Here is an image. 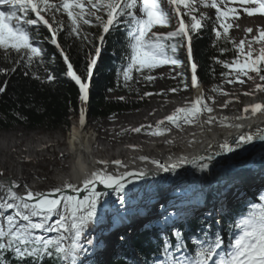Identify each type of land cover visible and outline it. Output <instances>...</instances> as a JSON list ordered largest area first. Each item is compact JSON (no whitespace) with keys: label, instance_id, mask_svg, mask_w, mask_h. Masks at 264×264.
Wrapping results in <instances>:
<instances>
[{"label":"snow or ice","instance_id":"snow-or-ice-1","mask_svg":"<svg viewBox=\"0 0 264 264\" xmlns=\"http://www.w3.org/2000/svg\"><path fill=\"white\" fill-rule=\"evenodd\" d=\"M167 5L165 7L164 5ZM211 8L215 10V21L212 31L217 41L223 39L233 43L236 50L231 61L215 59V63L221 64L228 71L221 72V76L229 84L239 83L244 85L252 81L255 85L251 91L264 93V29H257L254 33L252 28L245 31L252 34L250 39H242L238 44L229 37V30L233 27L230 22L233 18L239 19L242 9L249 17L259 15L264 17V0H0V51L5 57L15 53L19 59L17 65L25 67L39 60L43 62V49L39 46L33 35L34 29L41 25L51 33L49 42L56 46L60 56L67 65L66 75L79 86L82 102L88 100L89 84L82 81L81 77L73 69L69 57L57 43V32L63 30V23L55 20L58 12L67 15L69 35L87 39L88 33H83V26L99 27L102 29L97 39L102 45L105 34L111 29L123 25L126 39V64L118 71V79L122 76L127 84L134 79L132 73H139L144 80L153 81L156 77L150 73L165 65L179 67L183 61L177 58L176 53L180 48H185L187 60L191 70V86L199 87L197 65L193 61L191 41L192 36L204 27V21L210 19L208 14L199 13L198 8ZM46 16L52 18V23ZM188 17V22L184 17ZM34 17V18H33ZM175 20V27L167 32L159 29L169 28ZM219 25V29L216 25ZM55 25V26H54ZM238 26V25H237ZM83 33V35H82ZM47 39V38H46ZM255 46H258V51ZM221 53L229 51L227 48L220 49ZM101 47L95 46L96 56L89 57L87 73L91 78L93 67L96 65V57L100 55ZM15 71L14 67L11 69ZM0 71H7L0 69ZM27 75V72L25 73ZM177 75H182L177 73ZM40 79L39 76L35 77ZM175 79V77H172ZM48 81H53L54 76L48 74ZM184 89L188 85L182 80ZM5 87H0V93ZM111 91V89H110ZM177 92V88L170 89ZM213 93L227 96L219 85H213L210 89ZM145 96L152 93H144ZM119 99H124L120 97ZM213 97H205L203 91L198 96L186 103L183 107H177L171 114L152 125L147 134L151 136H163L170 128L164 126L165 122L175 127L182 124H195L200 122L203 114L207 118L202 124L216 122V116L212 115L214 108L207 102ZM231 101H225L221 107H227ZM251 110L252 114L264 112V104L255 103L243 108L244 113ZM245 116L234 117L236 120L245 119ZM228 117H223L227 121ZM85 123V113L81 109L80 125ZM224 127L241 128V124L223 123ZM144 125L133 128V132H141ZM264 141V130L257 127L254 132H245L235 140V148L227 142L220 145L224 152H234L243 145L252 144L254 141ZM169 143L171 141H168ZM139 160L147 161L149 157L139 156ZM199 160L211 161L212 157H199ZM96 164L103 165L89 171L88 161L84 160L80 167L83 177L79 181L81 186L64 181L61 186L53 188L50 192H33L26 190L24 195H18L15 189L19 185L14 181L8 185L0 184V191L4 195L0 197V210L4 212L0 218V264H4L6 257L4 252H10L17 258V264H43L45 259L52 264H82V257H86L95 248L93 238L87 237V230L94 224H99L103 216L98 212V204L106 195L97 191L99 183L107 189L117 193H123L126 183H132V177L143 179L148 173L144 170L139 172L125 171L113 173L108 170L109 163L119 167H125L119 159L96 160ZM157 168L164 172L174 170L178 165H161L157 160H151ZM197 167L203 171L208 169V163H200ZM2 175V173H0ZM65 190L72 193L86 192V195H67ZM126 203L121 200V206ZM8 210H11L9 213ZM210 216L211 213L206 214ZM175 213L164 216L167 225L169 219ZM36 218V219H34ZM201 236H193L189 241L185 240L184 234L174 226L164 236L157 248L156 258L151 264H264V194L259 196V202H248L247 210L234 219L229 228L233 230V238L225 244L221 233L209 232L211 225L202 221ZM43 233V234H37ZM54 234V235H48Z\"/></svg>","mask_w":264,"mask_h":264},{"label":"bare ground","instance_id":"bare-ground-1","mask_svg":"<svg viewBox=\"0 0 264 264\" xmlns=\"http://www.w3.org/2000/svg\"><path fill=\"white\" fill-rule=\"evenodd\" d=\"M240 15L248 17L244 12H240ZM240 19L241 18L235 19L234 23L233 29L235 31V43H239V41L242 39L251 38L252 34L245 31L247 28H245L243 22L247 24L248 28H252L253 32L257 29H261V27L264 29V25L260 23H250L251 19L248 22L242 21ZM255 47L258 51V46ZM256 82L264 83L258 80ZM254 87V83L247 80L244 85H223V90L229 93V95H220L219 98H217L216 101H219L218 107H221L225 101L230 99L240 100V107H244L242 105L243 102L250 99L257 103H261V101L259 102L258 98L264 97V93L253 92L247 96L243 95L244 92L251 91L254 89ZM200 92L201 90L194 88V95H192V98L194 99L200 94ZM186 99L187 98L185 97H178L177 99L166 103H151L149 107L140 110L139 113L135 115L121 118V120L115 119L110 123H107V125L103 126L100 130V136L98 135L96 138H92L93 136L91 134L89 135L85 133V127L81 126L80 124L77 123L76 125L72 126L67 144L68 154L71 156L68 172L55 181V187L61 186L64 181L77 184L78 187L81 186L79 181L83 177V172L81 171L80 165L84 160L88 161V170L91 171L93 168L103 167V165L96 164V160H107L111 162L112 160L119 159L123 162L125 167H119L109 163V166L112 167H108L109 171L113 173H122L125 171L139 172L140 170H144L148 173V175H146L143 179L132 177L131 179L133 182L130 184L126 183V188L123 193H117L97 183L102 187L99 191L106 193V195L98 204V212L101 215L103 212H107L109 208L117 209V202L119 201V198L122 199L123 197H127L129 200H132L136 203V205H138L139 202L142 201V198L145 196V194L149 193L151 189H161L158 190V192H165L167 189L162 188L166 187V185L180 189V191L183 193L188 192L187 198L191 200L190 202H194V200L198 197H210L212 194H217L220 189V184L225 179L226 174L240 165V162L233 163L232 161L226 160V158L223 159V156L230 154L241 155L245 150L248 149V147H250V144L243 145L240 148H237L234 152L229 153L222 151L220 145L227 142L230 146L235 148V140L239 135L245 132H254L257 127L264 130V112L248 114L240 111V115L238 116L243 115L246 117L245 119L236 120L230 118L228 121L212 123L209 126L202 124L203 121H201V123L198 125L196 124V126H192L191 128L188 127L181 133L179 130H171L170 132L165 133L163 136H155L149 139L145 138V140L141 138L140 141L130 140L129 138L126 140H120L121 134L123 132L129 131L130 126L136 127L142 123L154 126L158 120L163 119L168 115V113L174 111L177 107H183V105H185ZM220 111L222 112V110ZM229 112L233 113V111ZM229 112H225V114H228ZM223 123L233 125L241 124L242 127H224L222 126ZM5 134L7 135H2L0 138L1 162L4 164L5 171L10 175H21L22 173L17 171L15 168H8L5 166V162L12 161L13 158L12 156L7 155V151H13L14 148V146L6 144V142H11L14 136L9 135L8 133ZM33 140H35V138L30 136V141ZM168 141L173 143L175 142V144L170 151H163L169 146ZM43 144L44 143H41L42 148L46 146ZM131 145L133 146V149H138L130 155L127 149ZM39 151L40 149H38L36 146L33 147L31 143L27 147V152L30 155L36 156L38 155ZM252 154L255 155L256 159L258 160L264 158V155H258L259 153L253 152ZM249 155L250 154L247 153L244 158H249ZM139 156H147L149 157V160L141 161L138 159ZM208 156L212 157L211 161L206 159L201 161L198 159L199 157ZM151 160H157L161 165L164 166L173 164L178 166L172 171L164 172L160 168H157L155 164L151 163ZM244 161L245 160H243V162ZM200 163H208V169L201 171L197 167V165ZM263 180L264 178L253 182L250 184V186H247V184H235L236 186L231 187L226 193L219 196L218 198L221 200V202L226 204L231 202V204H229L231 206L241 197H246L248 195L258 197L261 190L263 191L264 188ZM35 188L37 189L38 187L36 186ZM23 193L25 194V192ZM1 194L2 193H0V195ZM218 198L206 203H211L210 212L212 217L216 216L217 212L219 211L217 205L213 203ZM185 201L191 204L188 200H184L183 202ZM172 202L174 203L173 198H170L169 196H163L151 206H142V204H139L140 206L138 212L130 215L128 214L126 218L122 217L113 219V221L112 219H109V222L107 221L106 225L104 226L101 222L99 224L92 225L89 229L96 228L95 230H97L96 232L100 242L99 248H102V254H100L98 257L104 256L102 259H106L107 257H112L114 255V251L118 246L117 242H119L117 236H125L127 234L128 237H130L138 230V228L140 229L138 226L141 225V227H143L142 225H146L149 222L160 224L164 218V215L168 214V210L172 209ZM159 209L162 210V214H160ZM141 212L143 213L141 217L146 216L145 219H147L149 222L140 221L141 217H137L136 214H140ZM3 215L4 212L0 210V218H2ZM136 220L139 221L135 222ZM111 221L113 224H115V226L117 224V228L112 227V230L108 231V229L111 228L110 225H113L110 224ZM89 229L87 230V233L89 232ZM98 230L100 231L98 232ZM90 233L92 234L93 232Z\"/></svg>","mask_w":264,"mask_h":264},{"label":"trees","instance_id":"trees-1","mask_svg":"<svg viewBox=\"0 0 264 264\" xmlns=\"http://www.w3.org/2000/svg\"><path fill=\"white\" fill-rule=\"evenodd\" d=\"M214 21L215 17L205 20L204 27L192 36V55L197 65L200 86L210 81L218 82L225 79L221 76V72L227 69L215 63V59L231 61L236 51L232 43L223 39L217 41L214 46L213 42L216 40L215 33L212 31ZM62 23L63 30L57 32L58 44L69 57L77 75L80 76L82 68L87 72L89 57L96 55L95 46L101 47V60L92 78L88 100L82 102L79 99V88L66 75L63 57L60 56L56 46L49 42L50 36L47 30L40 26L38 30H33V35L43 49L42 64L37 60L29 68L23 64H16L19 57L15 53L8 58L3 57L8 68L6 72L0 71V87H5V91L0 93V132H10L21 128L28 132L43 130L50 133L61 132L65 135L71 125L80 121V113L84 105L86 106L85 120L89 121L120 116L142 108V97H137V93L132 92L130 87L127 88L122 76L119 79L117 77L118 71L126 64L124 56L127 49L123 25L111 29L105 35L104 43L101 45L97 39L102 31L101 28L97 27L96 32H92L83 26V33L89 34L84 40L69 35V21ZM216 27L219 29L218 24ZM222 48H227L229 51L221 53ZM14 67L16 70L12 71ZM48 74L54 76L53 81L47 80ZM132 75L134 79L131 86H134L140 74L133 72ZM36 76L40 79H36ZM111 94H123L125 97L122 100L110 99ZM246 210L247 204L239 205L230 216L223 218L222 227L225 235L230 236L233 233L229 225L234 219L239 218L242 211ZM202 221L205 220H194L186 225V228L177 226L176 229L184 234L186 241H189L193 236H201ZM171 230L165 234L151 235L150 230L135 235L131 252L123 251L118 258L108 264H151L156 258L157 248L164 236L170 234ZM208 231L214 233L218 230L209 228ZM2 255L6 257L4 264H17V258L10 252H4ZM24 264H28V261ZM43 264H52V261L45 259ZM85 264L96 263L91 259Z\"/></svg>","mask_w":264,"mask_h":264},{"label":"rangeland","instance_id":"rangeland-1","mask_svg":"<svg viewBox=\"0 0 264 264\" xmlns=\"http://www.w3.org/2000/svg\"><path fill=\"white\" fill-rule=\"evenodd\" d=\"M164 6L167 7L166 4ZM238 11L243 12L242 9H239V8H238ZM199 13H206L211 18L213 16H215V10L211 9V8L199 7L198 12L196 13L197 16L199 15ZM240 18H241L240 20H242V21L248 22L251 19L250 23H260V24L264 25V17H261L259 15L254 16V18L249 17V16L246 17V16L240 15ZM46 19H49V22L52 23V18L50 16H46ZM184 19L186 22H188V20H189V18L186 16L184 17ZM55 20L57 22H63V21H68V18H67V15L61 11V12L56 13ZM230 22L233 24V27L229 30V37L234 42L235 31L233 28H234L235 18H233ZM243 25H245V28L248 29L247 24H245L243 22ZM84 26L87 27L90 31L96 32L97 27H90L88 25H84ZM174 27H175V20H173L171 27L162 28V29H159V31L167 32V31L172 30V28H174ZM261 29H263V28L261 27ZM256 32H257V30L254 31V33H256ZM57 36H58V34H57ZM236 44H238V43L236 42ZM182 52H183V50L181 48L180 51L178 52V56H181ZM11 54H13V53H11ZM4 56H5V54L3 53V51H0V69H7L8 68L7 63L3 58ZM179 59L181 60V58H179ZM227 71H228V69H227ZM177 73H181L182 75H177ZM150 74L156 77L151 82L144 80L143 77L140 76L135 81L136 83L134 86H131L133 83L132 80L128 81L126 84L127 88L130 87L132 92H135L138 94L137 97L138 96L142 97L143 106L141 109H139L137 111H133V112H128V113H125V114L120 115V116H113V117H110L107 119H100L97 121L85 120V123L83 125V127H85V133H87L89 135L91 134L93 136L92 138H96V136L99 135V132L102 129V127L107 125V123H110L111 121H113L115 119L121 120V118L135 115V114L139 113L140 110H142L146 107H149L151 105V103H166V102H169L171 100L177 99L178 97H180V98L185 97V98H187L185 101V104H186V103H189L193 99L192 95H194V88L191 86V75H192V73H191L190 67L185 66L184 63H182V65L179 67H172V66L165 65L161 68L153 70ZM86 76H87V72L82 68L80 70V77L82 79H85ZM172 77H175V79H173ZM244 79L247 80L246 78H244ZM182 80L184 81V83H186L188 85L187 89H184V85L181 83ZM86 82H88V81H86ZM225 84L233 85V84H239V83L229 84L225 81V79H223V80H219L218 82L217 81H210L209 83L202 85L201 87H197L195 89L203 91L206 98L208 96L213 97L215 100L214 104L211 100L206 99V102L211 107H213L214 109L215 108L217 109L219 101H216V100H217V98H219L220 94L219 93H213L210 91V89L212 88L213 85H219L222 88L223 85H225ZM172 88H177L178 91L177 92H171L170 89H172ZM144 93H152V95L145 96ZM120 97H125V96L123 94H111V95H109L110 99H119ZM228 101L232 102V103L228 104V107L231 108L233 106L234 107L238 106L240 100L230 99ZM183 106H185V105H183ZM172 112H170L168 114H171ZM207 115L208 114L206 113L202 117V119L203 120L206 119ZM202 119H200V121ZM77 123L80 124V122H77ZM76 124H74V125H76ZM195 124L191 125V126H196ZM141 125L145 126L141 130V132L137 133V132L131 131V129L140 127ZM148 125H150V124H146V123L143 124L142 123V124L137 125L136 127L130 126L129 131L123 132L121 134L120 140H122V139L126 140L129 138L130 140L140 141L141 138H143V140H145V138L149 139L151 137H155V136H151V135L147 134L150 130L147 127ZM164 126L170 128V131L171 130H179L180 133L182 131H184L186 128H188V124H182V127H180V128L172 126L168 123H165ZM124 127H126V126H124ZM154 127L155 126H153V128ZM189 128H191V127H189ZM70 131H71V129L69 128L65 135L61 134V132H51L50 133V132H45L43 130L28 132V131H25L21 128H17L13 131H10V132H0V138L2 135H7L5 133H8L9 135L14 136L13 139L11 140V142H8V143L6 142V144H10V145L14 146V148H13V151H9V152L7 151V155L12 156L13 158H12V161L5 162V166H7L8 168H15L17 171H20L22 173L21 175L20 174L10 175L8 172L5 171L4 164L1 162L2 159L0 158V173H2V175H0V179H4V180L7 179L10 182L14 181L16 184H18L19 188L15 189V191L17 192L18 195H24L23 192H26V190H31L33 192H47L46 190L51 191L56 186L55 181L58 178H60L61 176H64L68 172L71 156L68 154L67 144H68V138H69ZM170 131H168V132H170ZM168 132H166V133H168ZM143 133H144V136H142ZM30 136L34 137L35 140L30 141ZM30 143L32 144L33 147L36 146V147H38V149H40V151L38 152V155H36V156L30 155L27 152V147ZM41 143H44L43 145H46V146L44 148H42ZM131 147H133V146L131 145L129 148H131ZM263 171H264V158L259 160L258 162H255L253 165L242 167V168H235V169L231 170V172L226 174L225 179L220 184V188L227 186L229 183L233 182L235 179L250 178V177L258 175L259 173H261ZM249 181H251V180H249ZM36 186L38 187L37 189L35 188ZM164 188L167 189L166 192L175 190V187L170 186V185H166V187H163L162 189H164ZM158 190H161V189H156V188L151 189L149 193L145 194V196L142 198V201H140L139 204L140 205L142 204V206H146L156 196H158L160 193L164 192V191L158 192ZM176 190H177V188H176ZM0 193H2L0 195V197L4 195L3 191L2 192L0 191ZM121 200L126 201V203H124L123 206H121ZM258 201H259V197H258ZM117 203H118L117 209L116 208H109L107 212L102 213L103 220L101 223L103 224V226L106 225V223L109 219L110 220L112 219V221H113V219H118V218H122V217L126 218V216H128V214L130 215V214H134L135 212H138L139 206H140L139 204L136 205L135 202H133L132 200H129V198H127V197H123L122 199L119 198V201ZM175 203L176 204H172V206H176V205L180 206V204H183V203L186 204L187 202L182 201L181 203H179V200H178V202L176 201ZM187 205H190V204L188 203V204H186V206ZM222 205L224 206L225 209H231L232 208V207L230 208L229 206H225V203H223ZM186 209H188L189 211L197 210V205L194 204V205L187 206L186 208H184V211ZM8 211H9V213H11V210H8ZM34 219H36V218H34ZM144 220H146V219H144ZM112 221L110 224H113ZM137 221H139V220H136L135 222H137ZM149 224H151V223H149ZM110 226L111 227L115 226V224L110 225ZM142 226L144 227V225H142ZM145 226H147V224ZM214 226L218 228L219 225L214 223ZM138 227H140L142 229L141 225ZM95 229L96 228H94V229L91 228V229H89V232L87 233V237L93 238L95 248H94L93 252L89 253L86 257H82V264H85L88 261V258H91V257L93 259L97 258V259H95L96 264H106L107 261H109L113 258V257L112 258L107 257L106 259L102 260L101 257H98V256H100V254H102V248L101 249L99 248V246H100L99 245L100 244L99 237L97 236V232H96L97 230H95ZM138 230H140V229L138 228ZM99 231L100 230H98V232ZM108 231H110V229H108ZM90 232H93V233L91 234ZM37 234H43V233H37ZM48 235H54V234H48ZM130 238H131V236L128 237L127 234L125 236H122L121 238L119 236H117V239L119 241H121V239H124L127 242V244L129 243ZM232 238H233V235L228 240V242ZM117 243H118V246H117L116 250L114 251V253L117 252L120 248L119 242H117ZM127 246H128L127 247L128 252H131L132 246L131 245L129 246V244Z\"/></svg>","mask_w":264,"mask_h":264},{"label":"water","instance_id":"water-1","mask_svg":"<svg viewBox=\"0 0 264 264\" xmlns=\"http://www.w3.org/2000/svg\"><path fill=\"white\" fill-rule=\"evenodd\" d=\"M253 152L259 153L258 155H260V154L261 155H264V147L260 148V147L256 146L255 144H253L252 145V148H248L247 150H245L243 152V154H241V155H233V154H230V155H227V156H223V159L226 158V160L232 161L233 163L240 162V165L237 168H242V167H246V166L253 165L255 162H258L259 161L258 159H256V156L252 154ZM247 153L250 154L249 155V158H244ZM221 159H218V160H221ZM243 160H245V161L243 162ZM263 177H264V171L261 172V173H259L256 176H253V177H250V178H246V179H235V181H236L235 183H239V182H241L243 180H258V179H262ZM101 188L102 187L99 184H96L97 191H99ZM45 193H47V192H45ZM65 193L67 195H79L80 197H82L83 195H86L87 194L86 192H83V191L80 192V193H72L70 191H65ZM210 197L211 198L214 197V194H212Z\"/></svg>","mask_w":264,"mask_h":264}]
</instances>
